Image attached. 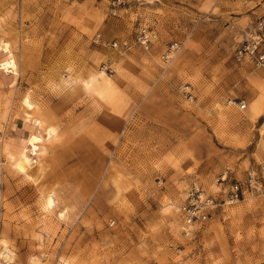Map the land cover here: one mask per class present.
<instances>
[{
    "label": "rangeland",
    "instance_id": "374dc122",
    "mask_svg": "<svg viewBox=\"0 0 264 264\" xmlns=\"http://www.w3.org/2000/svg\"><path fill=\"white\" fill-rule=\"evenodd\" d=\"M263 15L264 0H0V264L5 247L10 264H264V197L188 236L177 213L194 185L264 186V70L233 59Z\"/></svg>",
    "mask_w": 264,
    "mask_h": 264
},
{
    "label": "built area",
    "instance_id": "2783aa9c",
    "mask_svg": "<svg viewBox=\"0 0 264 264\" xmlns=\"http://www.w3.org/2000/svg\"><path fill=\"white\" fill-rule=\"evenodd\" d=\"M155 37L154 32L142 29L137 42L144 49H148ZM177 49L178 43H172L165 59L169 60ZM233 59L239 65L247 64L254 70H264V15L259 17L244 33L233 51ZM187 92L185 91V94H188ZM230 104L236 105L239 110L246 108L242 101L239 103L232 101ZM219 195L220 200L206 195L195 185L189 189L185 200L177 209L184 235L188 236L194 227L208 222L218 209L231 207L243 200L245 196L264 197V186L254 175L248 174L242 181H237L224 188Z\"/></svg>",
    "mask_w": 264,
    "mask_h": 264
},
{
    "label": "bare ground",
    "instance_id": "6f19581e",
    "mask_svg": "<svg viewBox=\"0 0 264 264\" xmlns=\"http://www.w3.org/2000/svg\"><path fill=\"white\" fill-rule=\"evenodd\" d=\"M153 32V31H152ZM0 50L2 51H7L8 50V46L7 44H1L0 45ZM12 55V54H11ZM9 55V57L11 56ZM8 57V58H9ZM6 60V59H5ZM8 60V59H7ZM3 69L4 72L7 74H13V75H17V67L14 61L12 60H8L5 61L3 63ZM91 82H82V86L83 89L88 91L89 90V84ZM230 103V102H229ZM230 105V104H229ZM236 106V105H235ZM21 109L26 113V114H32L35 112L36 106L35 104L32 102L30 96H25L22 100H21ZM30 151H24L22 157L20 158V162L19 165L22 169L23 175L27 177H29L31 175V171H30V166H31V159H30V155H29ZM46 199V198H45ZM54 202L50 197H47L46 202H45V206L47 210H51L53 208ZM181 226V225H180ZM181 229V228H180ZM182 230V229H181ZM3 260L6 262H12L14 260V254L11 250H9L8 248H4V253H3ZM32 264H37V262L35 260L31 261Z\"/></svg>",
    "mask_w": 264,
    "mask_h": 264
},
{
    "label": "crops",
    "instance_id": "0c3cea01",
    "mask_svg": "<svg viewBox=\"0 0 264 264\" xmlns=\"http://www.w3.org/2000/svg\"><path fill=\"white\" fill-rule=\"evenodd\" d=\"M87 77V76H86ZM86 82V81H85ZM87 82H91L90 84H89V87H90V85L91 84H93V92L94 91H98V96H101L102 97V94L104 93L103 91H104V87H100V84L99 83H101L102 82V80H100V81H97V82H95V81H87ZM98 88V89H97ZM87 94H92V93H88V92H86ZM27 95H29V94H27ZM30 96V95H29ZM30 98H31V96H30ZM31 100H32V98H31ZM33 102V101H32ZM39 108V107H38ZM252 114H253V119L255 120V119H257L258 117H259V114H260V110H257V109H255L254 108V110H253V112H252ZM33 119H31L30 121H32ZM37 120H40V119H37ZM41 121V120H40ZM30 135H36V136H39V135H37V134H30ZM34 152H36V148H33L32 149V155H33V153ZM37 154V153H36ZM31 155V156H32Z\"/></svg>",
    "mask_w": 264,
    "mask_h": 264
}]
</instances>
